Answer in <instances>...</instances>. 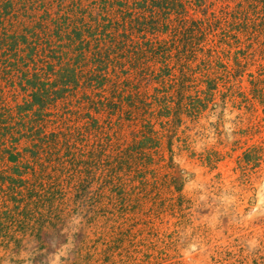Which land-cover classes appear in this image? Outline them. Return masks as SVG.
<instances>
[{"label": "rangeland", "instance_id": "obj_1", "mask_svg": "<svg viewBox=\"0 0 264 264\" xmlns=\"http://www.w3.org/2000/svg\"><path fill=\"white\" fill-rule=\"evenodd\" d=\"M92 2L83 5L96 14L100 8ZM237 3L187 6V19L211 24L202 51L187 62L193 70L188 96L204 102L200 113L185 111L177 124L172 115L160 116L154 104V115L146 118L154 128V148H143L153 162L144 164L135 154L143 141L139 120L100 136L113 138L106 154L133 153L134 167L51 163L47 173L56 182L47 181L50 193L39 209L33 204L32 216L15 215V223L0 216V264H264V26L254 19L248 26L233 24L224 12ZM48 7L58 11L56 4ZM155 39L171 36L154 34ZM180 42L175 39L174 53L182 49ZM177 63L171 64L176 77ZM159 67L154 64V70ZM172 78L144 84L142 92L155 95ZM7 100L15 105L10 95ZM48 126L49 132L57 124ZM97 140L92 134L78 147L88 152ZM30 145L22 141L20 151ZM6 165L0 158V172L12 168ZM19 220L26 223L23 229Z\"/></svg>", "mask_w": 264, "mask_h": 264}, {"label": "trees", "instance_id": "obj_2", "mask_svg": "<svg viewBox=\"0 0 264 264\" xmlns=\"http://www.w3.org/2000/svg\"><path fill=\"white\" fill-rule=\"evenodd\" d=\"M67 1L0 0V158L10 165L4 167H12L0 172V216L6 219L26 220L33 204L39 209L45 192L50 193L47 181L56 182L47 173L53 162L59 167H134L133 153L106 154L113 138L100 137L105 130L141 120L143 141L135 154L145 164L153 162L143 148H154V128L146 119L154 115V104L160 116L172 115L177 124L185 111L197 116L204 107L198 96H188L193 70L187 62L202 51L211 24L187 19V6L193 2L202 8L207 0H93L100 8L96 14L84 7L88 0ZM54 4L58 11L53 13L48 6ZM226 9L233 24L248 26L254 19L264 26V0H238ZM161 33L171 40L154 41V34ZM177 38L183 46L174 53ZM174 60L181 65L178 77ZM171 76L170 86L156 89L155 95L142 92L144 84ZM208 84L213 90V81ZM20 95L23 102L16 103ZM60 103L62 111L54 113ZM49 124L57 127L48 132ZM92 134L98 138L95 149L85 152L78 144ZM22 141L31 145L20 151Z\"/></svg>", "mask_w": 264, "mask_h": 264}]
</instances>
